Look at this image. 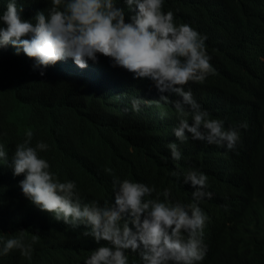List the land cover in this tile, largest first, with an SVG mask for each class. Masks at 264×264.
<instances>
[{
  "label": "trees",
  "instance_id": "16d2710c",
  "mask_svg": "<svg viewBox=\"0 0 264 264\" xmlns=\"http://www.w3.org/2000/svg\"><path fill=\"white\" fill-rule=\"evenodd\" d=\"M5 5L0 0V12ZM17 6L28 19L48 0H17ZM163 10L206 36L215 72L203 84L185 87L226 127L247 122L235 151L177 141L171 131L177 123L173 105L158 100L150 80L135 79L102 54L84 68L71 58L59 60L41 76L33 59L10 45L0 47V144L10 159L30 130L32 145L48 144L39 155L50 170L60 180H75L85 202L110 201L113 176L158 191L169 187L172 196L190 202L193 189L170 172L194 166L207 174L213 193L200 203L208 220L207 252L199 264H264V0H165ZM132 96L148 99L150 106L131 111ZM170 141L178 144L181 160H161L169 155ZM22 178L0 160V236L22 232L28 241L33 234L37 239L30 258L12 250L0 264H83L98 245L82 235L83 226L72 229L28 201L18 185ZM132 260L139 264L129 253Z\"/></svg>",
  "mask_w": 264,
  "mask_h": 264
},
{
  "label": "clouds",
  "instance_id": "9594fccd",
  "mask_svg": "<svg viewBox=\"0 0 264 264\" xmlns=\"http://www.w3.org/2000/svg\"><path fill=\"white\" fill-rule=\"evenodd\" d=\"M164 3L48 0L44 10L22 19L23 7L17 6V0H6L0 12V47L10 45L16 54L23 52L32 58V68L41 76L59 60L71 58L84 68L102 54L113 67L134 73L135 79L150 80L160 94L158 100L173 105L177 123L171 131L177 141L191 139L235 151L240 129H246L247 122L226 127L223 118L212 117L194 98L191 87H185L189 82L203 84L215 72L206 51V36L188 23H177L171 10H163ZM130 104L131 111L139 112L142 106H150V101L132 96ZM31 139L28 130L10 159L0 144V160L11 168L13 176L22 174L18 185L28 201L72 229L83 226L82 235L95 241L98 246L83 264H130L129 253L139 258V264H199L203 260L208 216L200 203L213 195L203 171L189 165L183 171L170 172L193 189L190 202L172 196L169 187L158 191L144 182L117 176L112 178L110 201L85 202L76 181L57 178L49 162L39 155L48 144L37 140L32 145ZM166 148L169 155L161 156L162 161L181 160L176 142H168ZM36 239L33 234L28 241L22 232L0 236V257L18 250L30 258Z\"/></svg>",
  "mask_w": 264,
  "mask_h": 264
}]
</instances>
